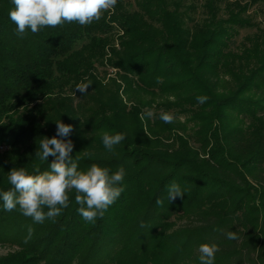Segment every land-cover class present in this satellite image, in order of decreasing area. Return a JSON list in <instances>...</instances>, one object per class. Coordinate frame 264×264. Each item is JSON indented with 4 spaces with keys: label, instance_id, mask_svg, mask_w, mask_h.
<instances>
[{
    "label": "trees",
    "instance_id": "1",
    "mask_svg": "<svg viewBox=\"0 0 264 264\" xmlns=\"http://www.w3.org/2000/svg\"><path fill=\"white\" fill-rule=\"evenodd\" d=\"M131 1L136 11L117 0L90 25L21 36L12 0H0V192L12 189V168L49 170L54 158L36 152L58 120L73 126L79 170H125L124 191L94 222L77 211L75 190L43 223L19 206L6 211L0 198V244L14 249L0 264H199L204 243L219 247L214 264H264V28L239 1L206 0L192 28L194 5ZM253 27L248 44L233 48L238 30ZM100 66L119 82H106ZM152 110L172 112L173 122L149 118ZM105 132L126 138L109 152ZM173 182L186 192L170 203Z\"/></svg>",
    "mask_w": 264,
    "mask_h": 264
},
{
    "label": "clouds",
    "instance_id": "2",
    "mask_svg": "<svg viewBox=\"0 0 264 264\" xmlns=\"http://www.w3.org/2000/svg\"><path fill=\"white\" fill-rule=\"evenodd\" d=\"M14 7L9 11L10 20L16 25L18 35H23L26 29L33 33L43 27H57L65 22H78L80 25H90L99 21L104 12L113 10L117 0H12ZM91 82L77 84L76 91L85 94ZM198 102H206L207 97H197ZM146 115L151 118L154 113ZM144 116H141L143 119ZM160 119L165 123H172L174 116L161 113ZM56 123V135L44 138L39 145L36 156L40 161L54 159L49 164V170L40 171L34 167L36 174H29L24 168H12L8 172V182L11 190L0 192L3 207L6 211H13L19 206L20 212L31 217L36 223H43L45 219H54L69 206V191L75 190V201L80 206L77 211L86 222H94L97 217H103L105 211L122 194L124 188L120 186L125 176L123 167L110 174L108 168L92 164L87 170H79L77 160L73 159L74 144L68 137L73 131L71 124L61 120ZM126 138L124 133L102 135V142L109 152L121 144ZM91 155V154H89ZM186 189L173 182L168 187L169 202L177 198L183 199ZM158 205L163 200H157ZM47 209V211H45ZM32 233L29 227V236ZM229 240H236L234 231L225 233ZM199 264H214L215 255L219 251L216 244L204 243L199 246Z\"/></svg>",
    "mask_w": 264,
    "mask_h": 264
},
{
    "label": "rangeland",
    "instance_id": "3",
    "mask_svg": "<svg viewBox=\"0 0 264 264\" xmlns=\"http://www.w3.org/2000/svg\"><path fill=\"white\" fill-rule=\"evenodd\" d=\"M124 3L127 5V8L129 11H136V5L133 1L129 0H123ZM177 3L181 2L183 7L181 8V11H184L186 8L190 7L191 5H194L196 7V12L190 14L192 18H194V22L189 24V27L192 28L195 24H199L203 21L205 18V14L203 11V4L206 0H174ZM236 1H239L242 5L249 4V11L247 13V17L251 18L252 21L257 24L259 27L264 28V0H220L222 8L228 4V3H234ZM110 11V10H109ZM222 16H225V13L222 12ZM257 33V28H244L238 30V36L234 40L233 48L241 47L243 45H247L249 42V39L254 37V35ZM115 47L119 48L118 42H116ZM105 71L108 73L106 75L107 81L109 82V78L112 77L113 79L117 80L119 82V78L116 74L115 70H109L105 67L100 66L99 72L100 75L104 76ZM111 79V78H110ZM231 85V83H230ZM138 99L141 98H149V96L144 94H138ZM158 100V99H157ZM153 113H170L172 112H166L165 110H152ZM173 115V114H172ZM14 249L8 245H2L0 244V256L6 255L7 253L13 251Z\"/></svg>",
    "mask_w": 264,
    "mask_h": 264
}]
</instances>
